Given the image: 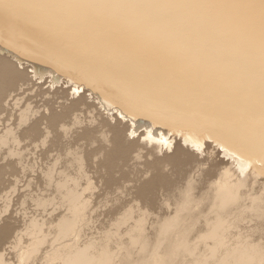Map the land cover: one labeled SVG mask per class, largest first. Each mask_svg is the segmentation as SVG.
Masks as SVG:
<instances>
[{
    "label": "bare ground",
    "instance_id": "1",
    "mask_svg": "<svg viewBox=\"0 0 264 264\" xmlns=\"http://www.w3.org/2000/svg\"><path fill=\"white\" fill-rule=\"evenodd\" d=\"M46 93L61 114L42 113ZM7 97L31 121L22 138L70 119L78 147L50 163L52 145L31 170L15 155L34 203L7 218L17 203L0 197V238L16 233L0 264H264L248 239L264 216V0H0ZM117 160L132 176L110 183L100 169ZM164 162L167 194L148 199L162 180L142 178Z\"/></svg>",
    "mask_w": 264,
    "mask_h": 264
},
{
    "label": "rangeland",
    "instance_id": "2",
    "mask_svg": "<svg viewBox=\"0 0 264 264\" xmlns=\"http://www.w3.org/2000/svg\"><path fill=\"white\" fill-rule=\"evenodd\" d=\"M46 76V74H45ZM46 84V85H45ZM42 85H45L44 89L46 91H50L52 93L56 92L58 89L61 88V84L56 85L53 89L51 88L52 86L50 85V82L45 83L42 82ZM66 89V88H65ZM69 89V88H67ZM89 92V91H88ZM19 93L18 89L13 90L12 94L14 96H16V94ZM72 94V93H71ZM23 95H19L18 97L21 98ZM85 96V95H84ZM27 98H24L22 100H19L18 103L26 100ZM30 101H27L25 104H30V105H35V102H37L36 99H29ZM49 100V94H43L42 95V113H45L47 115H49L51 113V108H53L55 110V112L57 113H62V108L61 106L58 107L57 105H55V107H45L44 102ZM87 97H86V102L89 104H94L97 105L98 107L102 108L104 111H106L105 113H107V115L113 117L114 114H110L109 111L106 110V108H104L102 105H99V102L97 101L96 103L94 102H88L87 101ZM14 102V101H13ZM13 102H11L9 100V98H5L0 102V197H2L3 195L5 196H9L10 199L15 200L17 205L15 207H13L12 210V206L9 209V212L6 213V217L10 218V214L11 212H14L15 209H19L20 207H24V208H29L30 205H32L34 202H30L26 199V193L22 196V193L20 192V185L22 184L21 182H15L16 177L22 178L21 175V169H22V165L18 167L17 162L15 163V161H19V158H16V154L19 152L20 155L22 157H24V159L26 160V162H23V164L28 165V167L30 168V170L32 169V165L38 163L39 161V156L42 152H45L47 149L51 148L52 145H56V147L54 148L53 151L50 152V157L46 160V162H50L53 163L55 160H67L68 162L73 161V157H74V153L76 152V150L74 151L76 147H69L66 146L65 143H68L69 139H73L76 134L73 133L77 130V128L70 126L68 128H66L65 130H62L61 126L64 125H68L69 122H67L70 119H64L63 121L60 122V124L57 127H51L47 124L46 121H44V124L41 126V136L37 137L35 140L31 142V138L25 137L22 138L21 137V131L24 130L25 128H27V126L30 124L31 121H27V119L24 118V120L27 122L26 124H24L21 121V114L20 112H14V110H12L13 107H15L13 105ZM21 106V104H20ZM89 111V110H88ZM75 114L77 115H81L80 111H76ZM97 117L98 115L96 114V116H94L93 119H95L96 123L92 126L95 127L97 124ZM31 120H34L36 117H30ZM83 118V116H82ZM101 119V118H100ZM83 120H85V118H83ZM88 121V119H86ZM92 127H89V130L92 129ZM107 128L105 127V130ZM42 131L44 132V134H42ZM38 132V131H37ZM45 133H47L45 135ZM94 134V132H92ZM91 136V135H90ZM12 138V139H11ZM16 138V140L20 143V146L17 150H13V151H9L8 150V146L10 144V142L12 140H14ZM90 140H92V137H89ZM88 141L87 139H84L79 146L81 145H85L87 143H90L92 141ZM94 141L96 142V145H102V146H109V144L107 142H105L103 140V138L100 137V135L96 136V138H94ZM27 142V143H26ZM26 143V144H25ZM18 144V143H17ZM70 148L71 152L68 154L69 151H67V149ZM80 150V149H78ZM117 156H114L113 158H116ZM41 158V157H40ZM7 160V162L5 161ZM13 160L14 164L13 165H8V161ZM103 160V159H100ZM7 164H6V163ZM29 163V164H28ZM131 163L133 162H127V163H123L121 160H117L115 164H112L111 166L114 167H102L101 170V174L103 175V178L105 180H107L109 177H113V179L110 181V183H115V182H119L121 181L122 183L129 180L132 176V169H131ZM163 166H166V168H164ZM173 169V165L170 162H164L161 164H157L152 166L151 168H147L148 173L145 175V178L143 179H147V182L152 180V178L154 176H158L159 179L162 180L161 184L159 186H156L155 189H153L152 191H148L145 193V195L150 194V196L146 197L148 199L152 198L153 196L158 197V199L160 200L161 198L164 199V195L167 194V188H168V180H167V176H171V174H169L170 170ZM126 176V177H125ZM125 177V178H124ZM103 178L98 179L99 181L103 182ZM119 178V180H118ZM164 187V188H163ZM20 198L19 201H17V199ZM35 199V196L34 198ZM42 206V203H41ZM2 207V206H1ZM32 209V207H31ZM33 211L29 209L28 214H31V212ZM19 212V211H18ZM24 211H20L19 217H20V221H23L20 224V228L21 230H24L25 227L28 226L29 222L28 219L31 218L32 214L28 217V219L24 218L25 216V212L23 214ZM23 214V218H22V214ZM248 217L247 214L243 216ZM22 218V220H21ZM242 218V219H244ZM26 219V221H25ZM15 221V220H13ZM255 221V219H254ZM259 223H261V225L258 228V233L255 234V238L254 237H249L248 239L250 241H252L254 244L259 245L262 250H264V216L259 219ZM3 223L1 222L0 226ZM19 224H16V222L14 224H12V228L15 229V232L17 230L21 231L19 228ZM25 224V225H24ZM15 225V226H14ZM27 225V226H26ZM17 226V229L15 228ZM24 227V228H23ZM23 228V229H22ZM16 235V233L14 234ZM14 235H12L9 240L7 241H3L1 238L0 240L3 242H0V247L5 248V245L7 244L6 247H8V245L11 242V240L15 241V237ZM1 237V236H0ZM9 241V242H8ZM5 245H4V244ZM9 243V244H8ZM2 244V245H1ZM12 261V260H11ZM13 262V261H12Z\"/></svg>",
    "mask_w": 264,
    "mask_h": 264
}]
</instances>
